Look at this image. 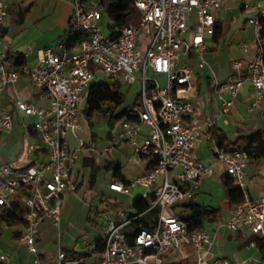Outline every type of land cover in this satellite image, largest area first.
<instances>
[{
	"label": "built area",
	"instance_id": "2783aa9c",
	"mask_svg": "<svg viewBox=\"0 0 264 264\" xmlns=\"http://www.w3.org/2000/svg\"><path fill=\"white\" fill-rule=\"evenodd\" d=\"M224 1L134 0L135 22L105 35L99 24L104 12L100 0H74L68 35L60 50L39 51V65L28 71L31 85L43 91L48 108L15 101L18 111L34 119L31 130L47 152V161L23 169L0 163V221L7 225L5 219H23L20 241L32 257L29 264H41L36 244L39 227L45 220L59 225L61 199L75 192L72 173L81 168L83 156L98 158L110 153L121 140L132 148L137 163L155 160L156 164L129 185L112 180L108 188L127 196L131 187L139 186L143 189L139 198H151L150 206L141 213L115 203L95 207L93 213L104 229L101 237L78 240V248L85 255L81 259H68L58 250L55 264H85L86 258L94 257L98 260L93 264L204 263L213 245L211 234L204 227L190 230L176 208L194 198L200 179L213 174L212 166L203 164L194 154L202 139H212L214 120L196 118V88L189 63L203 68V55L213 46L210 40L216 15ZM6 17L7 5L0 0V28ZM247 23L252 30V45L242 44L244 58L232 60L229 76L221 82L214 80L213 87L220 115L229 112L246 87L247 113L264 119V8L250 13ZM73 36L78 41L67 49V41ZM6 57L0 36V101L6 85L14 84L19 77L18 71H7ZM99 72L112 87L137 84L139 100L126 109L120 121L122 133L105 151L94 147L90 137L79 135L88 91ZM112 108L104 104L96 114L109 118L118 111ZM144 128L148 134L138 144ZM11 129L12 117L0 104V132L9 133ZM69 137L75 145H70ZM212 154L222 164L223 175L243 197L232 207L224 229L232 234L248 229L256 240L264 239V186L257 197L248 190L246 168L253 163L252 158L245 150L224 152L216 144ZM250 246L254 248L255 242ZM190 254L193 260L185 258ZM0 264H13L10 255L0 253Z\"/></svg>",
	"mask_w": 264,
	"mask_h": 264
},
{
	"label": "crops",
	"instance_id": "0c3cea01",
	"mask_svg": "<svg viewBox=\"0 0 264 264\" xmlns=\"http://www.w3.org/2000/svg\"><path fill=\"white\" fill-rule=\"evenodd\" d=\"M246 3L248 8L245 7ZM32 6L33 4L26 8L24 14L20 10V15L22 14L23 18L19 15L12 25L8 23L7 13L4 26L0 28V36L4 41L7 57L9 55L21 56L25 61L23 66L16 67L6 60L7 71L16 70L19 77L14 84L6 85L0 101L1 107L8 111L12 117L11 131L9 133L0 132V163H9L16 169H23L47 161V152L42 149L39 137L31 130L34 119L18 111L15 101L21 100L34 105L36 108H48V100L45 94L31 85L28 71L39 65L37 58L39 51L46 48L60 50L68 35L70 22L69 20L67 26L64 27L61 24L59 27L40 31L36 24L42 17L35 14L26 17ZM260 6L261 4L258 5L256 0H225L221 10L216 15L217 23L221 24L222 28L219 41L210 40L213 46L203 55V68L199 69L194 62L189 63L193 71L192 81L196 88V95L193 98L196 118L202 120L205 117H210L214 120V127L211 130L212 139H202L194 148L197 159L205 165L212 166L213 174L210 177L200 179L199 191L194 196L193 201L196 205L204 206L207 209L219 208L222 216L221 222L204 227L211 234L213 245L206 253L203 264H216L222 261L227 264H264L257 247L250 246L256 241L255 235L248 229L232 234L223 227V224L231 217L232 207L225 198L221 182L224 176L223 166L212 154L213 145L216 144L215 135L218 134H222L229 143L234 142L237 138L255 133H259L257 142L264 141V119L247 113V88L245 87L242 95L235 99L229 112L226 115H220L213 87L214 80L221 82L229 76L232 60L244 58L242 44L246 43V38L243 36V32L250 30L252 36L247 17L250 13L256 14L257 9L261 8ZM248 9L249 12H247ZM241 96L244 98L241 104V109L244 111L243 117L240 116L239 109L233 110L237 99ZM117 123H119L117 130L108 132L105 140H98L93 133L85 139L90 137L94 147L99 151H105L112 145V141L122 133L120 121ZM82 132L83 129L79 135ZM147 134L148 129L144 128L137 139V143L140 144ZM68 140L70 145H75L71 137ZM123 146L127 161L133 160L141 168L136 177L147 171L148 161L143 160V162L137 163L132 148L126 147L124 140H121L119 145L113 148L110 153L98 158L83 156L81 168L72 173V179L76 183L75 192L66 194L61 199L59 225L54 226L50 220H45L39 227L36 244L39 249L41 264H55L58 250L65 254L66 251L81 254L78 248V240L82 237L90 241L101 237L104 229L99 225L100 222L93 213L95 207L103 208L108 204L112 206V203L118 205L129 200L134 201L140 197H135L131 193L127 196L117 194L109 190L108 184L110 182L101 179L97 181L92 191L88 188L90 170L88 166L84 165V160L93 158L97 165H102L109 156L121 166L120 154L116 150L123 148ZM246 173L249 180L250 195L252 197L259 196L262 192V186H264V159L253 161L246 168ZM123 177L127 181L126 185H129L131 180ZM80 189L90 191L89 202L80 200L77 194ZM88 219H91L96 225L95 228L88 224ZM9 221L7 225H3L0 221V253L9 254L13 264H29L32 257L20 241V235L24 231V223L23 221H14V219ZM177 258L179 259V257ZM185 258L194 259L191 254ZM93 259L95 261L92 262L90 261L91 258H86L84 263L93 264L98 260L96 257Z\"/></svg>",
	"mask_w": 264,
	"mask_h": 264
},
{
	"label": "trees",
	"instance_id": "16d2710c",
	"mask_svg": "<svg viewBox=\"0 0 264 264\" xmlns=\"http://www.w3.org/2000/svg\"><path fill=\"white\" fill-rule=\"evenodd\" d=\"M134 0H100V4L104 9V13L112 22V26L109 27L111 32H114V29H119L124 26L131 25L135 22L137 18V11L133 8ZM221 24L216 23L215 33L212 36L214 42H218L221 36ZM77 38L70 37L67 41V49L73 47ZM7 62L12 63L13 66L21 67L24 65L25 61L21 56L9 55L6 58ZM94 71L97 68H93ZM125 97L122 93L118 91V87H112L109 83L102 82L96 79L89 88L88 97L85 102L84 109V118L91 125L92 117L100 112L104 104L109 103L113 106V111L117 110V113L112 115L108 119V124L112 125L115 122H119L122 119V116L126 114V109L130 106H124ZM138 96L134 99V103H138ZM259 133L251 134L248 136L237 138L234 142L229 143L222 134L215 135L216 146L224 151L229 152L232 150L242 149L248 152L249 156L253 161L264 159V141H258ZM156 161L149 160L147 164V170L155 167ZM84 165L89 167V189H93L95 184L99 179L107 182L112 180H119L124 184H127L126 179L117 171L120 167V164L117 161L108 158L103 162L102 165H97L93 158H86L84 160ZM222 186L224 190L225 198L228 200L230 207L240 203L242 201L241 191L232 185L231 179L224 175L222 177ZM152 199H143L137 198L133 201L131 209H134L136 212H144L150 206ZM183 209L182 213H177L179 218L188 225L190 230L203 228L209 224H217L221 222V210L218 209H207L204 206L196 205L192 200H189L187 203L177 207L176 209ZM20 214L23 213V210L19 211ZM7 222H10L8 219H5ZM14 221H23L21 217L14 219ZM88 224L95 228L96 225L88 219ZM255 246L257 247L261 260L264 262V239L256 240ZM100 245L98 244V249L100 250ZM68 259H81L85 257L84 254L71 253L66 251Z\"/></svg>",
	"mask_w": 264,
	"mask_h": 264
},
{
	"label": "rangeland",
	"instance_id": "374dc122",
	"mask_svg": "<svg viewBox=\"0 0 264 264\" xmlns=\"http://www.w3.org/2000/svg\"><path fill=\"white\" fill-rule=\"evenodd\" d=\"M7 5V13H8V23L9 25L14 24V21L19 17L20 10L21 13L24 14L25 9L28 8L31 4H33L32 9L29 13L26 14V17H31L32 15L42 17L41 20L36 24L37 28L40 31H45L50 28L59 27L61 24L67 26V22L71 19L73 15V2L74 0H3ZM85 2H95L99 0H82ZM261 8H264V3L261 4ZM22 14L20 15L22 18ZM244 18V17H242ZM101 26V32L105 35H111V31L109 29L112 26V22L107 17V15L102 12L101 20L99 22ZM243 36L246 38V43L251 46L252 45V36L250 30H245L243 32ZM97 79L106 82L105 78L101 75V73H97ZM161 81V85H162ZM118 91L122 93L125 97L124 106H131L134 102L138 94L137 84L132 85L131 87L120 86ZM244 101V98L241 96L237 99L236 106L234 109H239V114L241 117L244 116V111L241 109V104ZM240 106V107H239ZM103 113L95 114L91 119V125L85 119L82 121V129L83 132L80 134L82 138H86L93 133L98 140H105L108 132H115L119 126V123L115 122L112 125H109L107 122V118L103 117ZM116 152L120 154L121 158V166L117 170L121 175L127 177L130 182L140 173L141 168L135 164L133 160L127 161L125 157V149L124 146L121 149H117ZM99 184V183H98ZM100 185V184H99ZM101 186V185H100ZM92 191V190H91ZM143 189L139 186H135L130 189V193L135 196H141ZM89 190L80 189L78 191V196L82 202H89ZM133 201L129 200L126 202H122L118 204L122 208L131 207ZM183 209L178 208L176 212L182 213ZM101 225V222L99 223ZM90 261H95V259L91 258Z\"/></svg>",
	"mask_w": 264,
	"mask_h": 264
}]
</instances>
